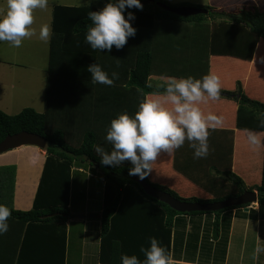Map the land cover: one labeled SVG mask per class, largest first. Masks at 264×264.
Listing matches in <instances>:
<instances>
[{
  "label": "trees",
  "instance_id": "1",
  "mask_svg": "<svg viewBox=\"0 0 264 264\" xmlns=\"http://www.w3.org/2000/svg\"><path fill=\"white\" fill-rule=\"evenodd\" d=\"M148 1L150 0H144L143 3ZM152 1L154 3L143 5L142 10L135 7L125 9V18L129 12L135 16L130 23L137 28L136 32L142 28L145 32L142 35L136 33V44H132L134 47L126 54L117 55L115 59V46L111 52H101L93 50L86 43L87 28L92 23L88 13L101 10L109 0L104 6H54L45 86V111L39 113L29 107L17 115H8L0 110V142L8 135L22 131L44 136L48 141L46 161L33 208L21 211L13 207L17 174L15 165L0 167V204L11 209L12 214L8 221L19 223L24 229L38 224L55 226L60 233V249L52 256L56 257L52 260L53 264H65L66 223L72 217V178L76 168L83 167L85 163L93 169H104V204L100 226L101 264H121V256L124 254L141 258L143 253L140 249L150 247V237H155L169 250L175 217L220 216L228 211L248 207H231L215 213H179L145 193L134 179L139 176L129 175L132 167L130 161L116 167L103 165L100 156L94 151L96 145L111 150V145L106 140L107 129L111 121L124 112V107L134 116L145 94L162 91L155 85L147 87L155 70L159 46L162 45L156 42L157 38H151L152 32L157 30V23L196 24L204 31L197 32L195 36L184 37L189 47L194 46L192 58L202 62L196 66L195 76L190 74L197 79L209 73L211 56L232 57L250 62L255 56L258 42L260 39L264 40V10L258 7L243 6L235 11H220L211 6L198 5L197 7L210 12L182 17L157 5L164 3L173 7L166 1ZM218 17L221 18L219 22L216 21ZM146 40L148 43L144 42ZM119 61V70L125 75L119 76L114 86L91 82V73L88 71L90 65L98 63L111 77ZM129 98L132 99L131 106L126 102ZM221 98L237 103V130L264 132V128L260 127V120L264 118V102L248 97L243 92L241 82L237 83L234 91L221 90ZM234 136V131L210 130V148L206 158H194V149L187 141L175 150L174 170L211 194L212 198L180 196L174 190L152 182L149 175L144 179L152 187L183 201H223L239 196L246 190H256L258 204L264 207V162L261 184L247 187L243 179L232 170ZM155 217L157 221L148 220ZM229 225L230 223L227 226L225 224L226 231ZM214 227L219 234L221 223L218 221Z\"/></svg>",
  "mask_w": 264,
  "mask_h": 264
},
{
  "label": "crops",
  "instance_id": "2",
  "mask_svg": "<svg viewBox=\"0 0 264 264\" xmlns=\"http://www.w3.org/2000/svg\"><path fill=\"white\" fill-rule=\"evenodd\" d=\"M166 2L168 3L169 1ZM179 2V4L189 6H211L220 11L233 8L236 10V8L243 6L258 7L264 10V0H197L196 3L190 1L185 4L182 1ZM169 4L172 5V3ZM220 20L221 18L216 21L219 22ZM156 28L157 30L152 32L151 38H157L156 42L162 45H158L160 51L157 53L155 70L149 78V83L159 86L163 83V77L186 78L190 74L195 76L196 66L201 65L202 62L200 59L196 60L195 57L192 58L193 49L189 47L184 37L195 36L198 34L197 32L204 31L200 30L196 24L179 22H159L156 24ZM135 29L137 30V28ZM144 32L145 29L142 28L141 31L136 33L142 35ZM135 37H129L123 49L114 51L115 53L113 52L114 59L117 55L126 54V52H129L134 47L132 44H136ZM144 42L148 43V40ZM144 42L142 41L143 46ZM120 63L119 61L116 64L115 71L119 73V76H124L125 74L119 70ZM180 70L189 71V74H181ZM209 72L216 73L220 77L222 83L221 90L234 91L237 83L241 82L243 92L248 97L264 102V40L260 39L258 42L255 56L250 62L232 57L211 56L209 58ZM126 102L128 106H131L132 99L129 98ZM201 107L205 113L212 112L223 117L224 122L222 127L216 130L234 131L235 133L232 156L233 172L243 179L247 187L260 185L263 172L264 146L257 151H253L246 142V132L236 129L237 103L233 100L220 97L218 101H209L207 104L201 105ZM127 110L124 107V111ZM174 158L175 151L171 155L162 154L152 166L153 171L149 175L150 180L174 190L180 196L212 198L211 194L203 191L201 187L196 186L174 170ZM45 161L46 152L39 151L38 147L35 146L20 147L0 155V167L10 165L17 167L13 198L15 210L29 211L33 208ZM87 171H89L87 168L81 167L76 168L74 173L85 174ZM96 175L91 172L87 174L90 179L96 177ZM102 179L104 204L105 183L104 178ZM87 181L85 190L88 199L92 187L90 180L87 179ZM70 208L72 209L71 203ZM102 212L103 208L98 210V213H95L99 214L98 217L94 216V214L91 215L90 207L87 206L83 213L79 212L75 215L71 211L72 217L66 223L67 247L65 251V264H71L69 255L71 242L77 240L76 238H72V229L69 226L75 219L73 215L77 216L80 219L78 221L84 225L89 223L85 219L87 216L97 221L99 230L92 238L88 237V233L85 236V232L82 231L80 256L81 260L85 258V264H101L100 226ZM148 220L157 221L156 217L152 219L148 218ZM218 221L221 223L219 234H217L214 227ZM7 222L9 224L8 231L0 235V264H53L52 260H55L56 257L52 256L60 249V233L55 226L38 224L24 229L19 223ZM223 223L224 227H222ZM228 223L230 225L228 231H226L225 227ZM170 241L169 251L181 264H264V251L259 254L258 258L253 259V253L257 245L264 248V207H260L259 204H253L247 211L246 209L233 210L222 213L220 216L175 217ZM94 253H97L98 263L94 261L95 258L92 255ZM89 258L93 259L92 262H89ZM140 259L141 261L145 259L144 254Z\"/></svg>",
  "mask_w": 264,
  "mask_h": 264
},
{
  "label": "clouds",
  "instance_id": "3",
  "mask_svg": "<svg viewBox=\"0 0 264 264\" xmlns=\"http://www.w3.org/2000/svg\"><path fill=\"white\" fill-rule=\"evenodd\" d=\"M49 0H6V10L0 14V41L8 42L19 48L25 39L37 35L34 13L37 9L47 10ZM143 8L141 0H109L98 11H90L91 24L87 28L86 43L93 50L111 52L113 46L123 49L129 37H134L136 29L130 21L135 19L129 12L125 18L126 8ZM52 35L50 24L39 27L38 38L47 43ZM119 66V65H118ZM93 84L114 86L119 73L113 71L111 77L98 63L88 67ZM158 86L162 91L144 95L133 115L124 111L111 121L107 129L106 140L111 150L96 145L94 151L100 156L101 163L119 166L130 161L132 167L129 175L146 178L153 171V164L162 154L171 155L187 141L194 149V158H206L209 155L210 130L223 125V117L203 110L201 105L209 101H218L221 97L222 83L220 77L209 72L202 78L163 77ZM151 88V83L147 84ZM264 117V114H262ZM264 128V118L260 120ZM246 142L253 151L264 146V132L245 130ZM250 207V206H249ZM12 212L6 205L0 204V235L9 229L8 219ZM150 247H141L143 261L137 255L121 256V264H181L173 254L161 245L155 237H150ZM264 248L257 245L253 259L258 258Z\"/></svg>",
  "mask_w": 264,
  "mask_h": 264
},
{
  "label": "rangeland",
  "instance_id": "4",
  "mask_svg": "<svg viewBox=\"0 0 264 264\" xmlns=\"http://www.w3.org/2000/svg\"><path fill=\"white\" fill-rule=\"evenodd\" d=\"M108 0H49V7L47 10L37 9L34 13L35 24L33 27L37 29V35L31 39H25L22 42V46L19 48L11 46L8 42L0 41V110L8 115H17L25 108H34L37 112L43 113L45 107V86L47 79V68L49 58V42L45 43L38 38L39 27L48 23L51 26L52 12L55 5H69V6H86L97 5L104 6ZM142 3L144 0H141ZM172 3L173 7L185 6L179 4L188 3L197 0H164ZM207 1V0H198ZM146 2V1H145ZM178 4H177V3ZM174 3V4H173ZM6 10V0H0V14ZM228 11H235L233 9H225ZM212 14V13H211ZM212 16V15H211ZM214 17V14H213ZM219 20V17L216 18ZM181 38V36H180ZM179 43V42H177ZM181 44V43H180ZM194 46L192 45V48ZM181 74H189V71L180 70ZM237 88V87H236ZM23 148V147H22ZM39 151H45L46 149H40ZM83 168H87L89 171L84 173H74L71 191V211L75 215L84 211L87 207H90L91 215L94 214L97 217L98 210L103 208V168H90L85 163ZM97 174L96 177L91 178L87 174ZM88 180L92 187L90 197L87 199L85 187ZM16 184V183H15ZM75 218L71 225L72 238H76L75 242H71L70 259L71 264H85L83 258L81 260V236L82 231L85 232V236L88 233V237L92 238L98 233L99 227L95 219L87 216L85 218L88 224L81 223L78 217ZM92 247V246H90ZM84 253V252H83ZM97 262V253L92 254ZM92 258H89V262H92ZM98 263V262H97Z\"/></svg>",
  "mask_w": 264,
  "mask_h": 264
},
{
  "label": "water",
  "instance_id": "5",
  "mask_svg": "<svg viewBox=\"0 0 264 264\" xmlns=\"http://www.w3.org/2000/svg\"><path fill=\"white\" fill-rule=\"evenodd\" d=\"M148 3H154V1L150 0L147 3H142V5ZM157 5L160 8L170 13L182 17L203 15V14H208L210 12L207 9L199 8L197 6L185 5V6L172 7L164 3H157ZM47 144L48 141L44 136L35 133H30L27 131H22L14 135H8L3 141L0 142V155L24 146H35L40 149H46ZM134 179L142 186V188L144 189L145 193L148 196L167 204L168 206H170L172 209L176 210L179 213H192V212L215 213L231 207H240V206H248L246 208L247 211L249 206L253 204H258V192L256 190H246L244 193H242L239 196L231 197L223 201L204 203L197 201L180 200L172 196L168 192L152 187L147 183L145 179H141L140 177H135Z\"/></svg>",
  "mask_w": 264,
  "mask_h": 264
}]
</instances>
